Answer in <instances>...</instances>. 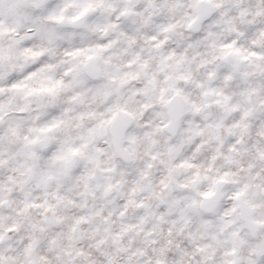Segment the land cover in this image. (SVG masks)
Instances as JSON below:
<instances>
[{
    "label": "clouds",
    "instance_id": "obj_1",
    "mask_svg": "<svg viewBox=\"0 0 264 264\" xmlns=\"http://www.w3.org/2000/svg\"><path fill=\"white\" fill-rule=\"evenodd\" d=\"M0 264H264V0H0Z\"/></svg>",
    "mask_w": 264,
    "mask_h": 264
}]
</instances>
